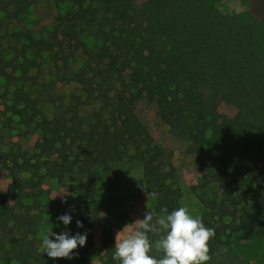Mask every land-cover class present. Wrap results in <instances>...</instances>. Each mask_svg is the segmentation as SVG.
Instances as JSON below:
<instances>
[{
    "label": "trees",
    "instance_id": "16d2710c",
    "mask_svg": "<svg viewBox=\"0 0 264 264\" xmlns=\"http://www.w3.org/2000/svg\"><path fill=\"white\" fill-rule=\"evenodd\" d=\"M51 1L53 13L40 21L38 0H0L3 124L38 134L36 154L17 145L1 154L9 182L0 193V264H89L95 198L109 189L114 162L140 165L146 191L157 194L154 216L180 207L170 151L153 141L138 104L153 107L195 162L198 217L216 233L210 251L235 233L264 236V61L252 26L210 0ZM76 54L78 70L68 71ZM47 67L77 83L66 101L52 99L39 78ZM93 100L98 109L81 115L78 107ZM221 102L234 113L220 114ZM44 175L62 185L66 175L79 181L65 186L73 195L53 198ZM63 214L72 216L69 235L87 230L86 244L72 259H53L43 253L41 228ZM99 241L98 264H119L108 226Z\"/></svg>",
    "mask_w": 264,
    "mask_h": 264
},
{
    "label": "rangeland",
    "instance_id": "374dc122",
    "mask_svg": "<svg viewBox=\"0 0 264 264\" xmlns=\"http://www.w3.org/2000/svg\"><path fill=\"white\" fill-rule=\"evenodd\" d=\"M216 8L225 15L235 16L252 26L253 41L256 53L264 61V0H210ZM53 13L51 0H38L35 7V15L40 20H48ZM80 58L76 54L75 59L68 64V71L78 70ZM39 78L47 83V91L52 99L66 101L69 93L76 89L77 83L67 80L66 73L57 68H44L39 73ZM100 105L98 100L83 103L78 107L81 115H86L96 111ZM44 114L50 115L53 107L47 101L41 105ZM137 115L142 123L147 127L153 141L160 144L164 149L170 151V160L174 167L175 182L181 190L180 207L186 206L194 217H198L201 207L195 196V187L198 183L200 173L196 168L192 157L185 153V143L178 138L174 129L158 123L154 116L153 107L147 104L137 105ZM220 114L232 115L234 108L221 102L217 106ZM4 113L0 99V193L6 191L9 176L2 164L1 154H11L14 147L19 146L28 154L34 155L38 151V134L21 133L18 125L12 123L11 129L7 130L3 124ZM20 127V126H19ZM4 156V155H3ZM22 178H27V172L19 174ZM109 189L100 190L96 194L95 202L100 207L96 222L92 225L93 248L90 253L89 264H98L97 254L100 247V230L108 226L115 242L116 235L123 233L127 228L133 227V222L142 219L145 212L150 209L151 199L147 197V191L143 185L141 177V167L137 162L119 161L111 164V170L106 173ZM79 181L74 175H66L63 184L57 183L53 178L42 176L41 185L47 189L49 196L57 198L63 194L68 184H75ZM69 195L73 193L67 190ZM55 196V197H54ZM76 215V211H70ZM60 234L61 232H71V226L64 225L62 221H52L46 223L41 228L42 238L49 231ZM50 239L54 237L50 236ZM212 257L208 264H264V236L256 237L252 232H239L230 236L228 244L214 245L210 251Z\"/></svg>",
    "mask_w": 264,
    "mask_h": 264
},
{
    "label": "clouds",
    "instance_id": "9594fccd",
    "mask_svg": "<svg viewBox=\"0 0 264 264\" xmlns=\"http://www.w3.org/2000/svg\"><path fill=\"white\" fill-rule=\"evenodd\" d=\"M62 199L69 193L60 191ZM147 197H156L155 192H147ZM54 196V197H55ZM166 215L154 216L146 211L142 219L133 222L115 237L113 259L119 264H208L211 260L209 242L215 237V229L206 227L200 217L190 214L186 206L168 212ZM68 225L72 216L63 214L57 218ZM77 227H83L77 220ZM155 239H150V235ZM54 237V239H50ZM87 230L84 234L77 232L69 235L67 231L56 234L51 230L42 240L43 253L53 259H72L78 256L79 247L85 246ZM153 253L161 254L159 256Z\"/></svg>",
    "mask_w": 264,
    "mask_h": 264
}]
</instances>
